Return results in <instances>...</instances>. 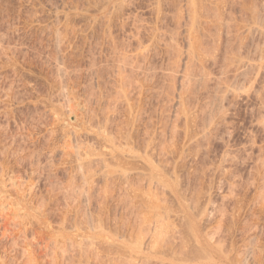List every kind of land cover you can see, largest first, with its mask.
I'll return each instance as SVG.
<instances>
[{
  "label": "rangeland",
  "instance_id": "obj_1",
  "mask_svg": "<svg viewBox=\"0 0 264 264\" xmlns=\"http://www.w3.org/2000/svg\"><path fill=\"white\" fill-rule=\"evenodd\" d=\"M106 1L0 0V264H161L132 249L150 151L178 178L189 204L208 213L202 228L233 264H264V65L256 79L247 71L250 88L248 77L223 70L219 55L205 64L212 79L188 88L181 57L171 92L163 46L175 38L186 48V17L175 21L179 0ZM255 3L263 27L264 0ZM260 29L243 32V57H262ZM152 34L161 42L152 45ZM227 81L236 93H223ZM217 102L218 125L207 134ZM80 161L90 165L88 186ZM157 191L169 220L181 223L173 193L162 185ZM147 234L142 230V240Z\"/></svg>",
  "mask_w": 264,
  "mask_h": 264
},
{
  "label": "bare ground",
  "instance_id": "obj_2",
  "mask_svg": "<svg viewBox=\"0 0 264 264\" xmlns=\"http://www.w3.org/2000/svg\"><path fill=\"white\" fill-rule=\"evenodd\" d=\"M176 1L178 2V0H176ZM106 2H108V0ZM123 2L121 0V3H123ZM111 4H114V3H111ZM159 4H161V3H158L157 4V8H156L157 10L155 9L156 10L155 12H158V14L160 13V9H161V8H159L160 7ZM178 4H177V6H179V7H176V4L174 5L175 8H177V9L174 10V12H176V15L175 14H173V15L176 16V18L174 16V18L176 19V20L175 19L174 20L175 21H178V22H180L179 20L181 18L183 19L184 16L186 17L185 19L187 20V25H186L187 27L185 29V38H184L185 41H186V48L185 49L180 48L179 45L177 44V42H175V40H174L175 38L172 39V38L169 37L170 38L169 41L167 39V42L164 43V46L163 47H165L167 56H169V58H170V59H168L169 60L168 63L166 61V63L168 64L167 68H169V70L165 67L169 71V73L166 74L167 78L169 79V81L167 83V85H168L167 88H170L171 87L172 80L176 76V75L173 76L174 74H173L172 70H174V68H177V67H178V69H180L179 68L180 65H178V64H179V62H181L180 61V58L181 57L182 58L185 57V60L186 61L185 60L183 61V63H185L184 64L185 67H183V69H182V71H183L182 72V78L183 79L181 78L180 81L183 83V85L185 84V86L186 87L188 86V88H189V86L191 87V85H193L195 87V85H197V84L198 85H206L207 84V81L211 77L209 78V71H207L208 69H206L207 66H205V64H206V62H209V61H211L212 63L213 62H216L217 61L216 59H217V57L219 55H220V60L219 61L222 63V65H224L226 67V68H223L224 67L223 66L221 68H223V70L226 69L225 71H227L228 68L232 67L234 69V71H233V73H234L233 74V79H238L240 77L243 78V76L248 77L247 79H249V80H247V84H248V86L250 88H252L253 87L252 84L254 83V81H253L254 77L256 79V76L258 74L257 72H260L261 67L264 65V54H263V52H264V37H263V43H262V47L263 48L261 47V49H263L262 50L263 52L261 51L262 54H259V55H262V57L259 58L258 61L255 60V59L254 60L253 59H249V58H251V57L248 58L249 55L246 56L247 58L245 56L243 57L242 54H241V49L243 48V45L245 43L244 42V39L245 38H243V32H245L247 34H250V33H253L255 31H257L258 29H260L259 27L262 26V25L259 24L261 22L258 21V17L260 15H258L259 14L258 13L259 8L258 9L256 8L257 5L255 3V0H183L182 3H181V0H179ZM119 5L121 6V4H119ZM102 7H103V5H102ZM104 9H105V7H104ZM235 13H238L237 15L239 17L236 18ZM177 24H179V23H177ZM258 24L260 25L259 27H258ZM263 27H261V29H260L262 31V34H264V28ZM261 31H260V33H261ZM158 32H156V33H158ZM222 32H225V34L227 35V38H225V40H223V38L221 37ZM164 33H165V31H164ZM152 35L154 36V34H152ZM228 35H229V37H228ZM155 37H156V35L154 36V38L151 37L152 40H153V42L151 40L152 45L153 44L154 45L158 44L159 41L161 40V37L159 39H157ZM164 41H165V39H164ZM142 46H143V44H142ZM142 53H143V50H142ZM162 54H163V52H162ZM140 55H142V54H140ZM126 58H127V55L126 54H125V56L123 55V59H121V60H123V62H121V63H125ZM54 62H56V61H54ZM119 63H117V64H119ZM126 63H127V61H126ZM221 63H219V64L221 65ZM132 64H133V62H132ZM119 66H121V65H119ZM128 66H129V64H128ZM55 68H57V65H56ZM61 70H62V68H61ZM120 70H121V68H120ZM223 70H220V71L223 72ZM248 70H250V71L255 70V72H254L255 75L253 74V76H254L253 79H252L251 76L249 77V75L247 73ZM65 71L66 70H64V73H66ZM160 71L161 70L159 69V72ZM220 71H219V73H220ZM57 72H59V71H57ZM117 73H118L117 75H120L121 71H119ZM225 73L226 72H224L222 74L225 75ZM245 73H247L246 74L247 76L245 75ZM249 73L251 74L252 72H249ZM121 76H122V73L120 75V79H121ZM123 78H126V77L124 76ZM215 78H214V80H215ZM219 78L218 79L216 78V79L219 80ZM231 80H230V82H231ZM120 82H121V80H120ZM150 82H151V80H150ZM162 82H163V80H162ZM220 82H222V81H220ZM227 82H226V84H227ZM217 83H215V84H217ZM119 85H121V83ZM159 85L160 84H158V86ZM223 85L224 84H222V86ZM194 87H192V89ZM223 87H224L223 88L224 89V92L222 91L223 93H225V92H231V91L236 93L235 87L233 88L232 83H229L228 82V84L225 85V86H223ZM198 88H199V86H198ZM220 88H222V87H220ZM170 89H171V92H172V88H170ZM223 89H220V90H223ZM233 89H234V91H233ZM238 89H239V87H238ZM186 90H187V88H186ZM240 90H242V89L240 88ZM61 92H63V91H61ZM122 93H123V91H122ZM167 93H168V91H167ZM218 93H216V94H217V97L219 98ZM233 94L234 93H232V95ZM119 95H120V93H119ZM166 95H168V94H166ZM169 95H170V93H169ZM223 95L221 93V97H223ZM121 97H123V96L121 95ZM219 99H221V98H219ZM220 101H223V100L222 99L219 100V103H221ZM219 103L217 102V104H216L217 105V109L218 108H221L223 106V105H220ZM221 104H223V103H221ZM210 106H211V104H210ZM222 109H224V108H222ZM216 111L217 112H215V114H214V111H213V114L214 115L212 114V112L211 113L210 112H207V114L210 113L209 115H211V116H209V115L207 116L209 118L208 119L209 121L207 120L208 122H206V123H208V126H207L208 127V130H207L208 133L207 134H210L209 133V130L212 131L213 130V127L215 128V126L218 125V123H217V119L218 118L217 117H219V115H220L219 114L220 109H218ZM223 116L221 115L222 118H223ZM202 134L204 136H207L206 135V131H204ZM170 138H172V137H170ZM204 138H206V137H204ZM189 139H190V137H189ZM146 140H149V139H146ZM127 145H128V143H127ZM148 145H150V144L148 143ZM154 145L156 146V144H154ZM120 146L122 148V145H120ZM128 146H130V145H128ZM161 146H160V148H162ZM170 148L171 147H169V151H170ZM77 151L79 152V149ZM77 151H76V153H77ZM87 151H86V153H88ZM166 151H168V150H166ZM89 152H90V150H89ZM150 152H152V151H150ZM150 152H148L147 154L145 153L146 156L144 158V160L146 161L148 170L150 172V173L147 172L149 174H147V176H146L148 178V185L149 186H148V189H143L142 188V194H141L142 196L140 195V198H142L141 199V201H142V203H141L142 204V211L139 210L140 211L139 217H141V215H142V217H141V220H140L139 225H138V227H139L138 228V233L139 234H137V237L140 238V239L137 238V240L135 241L136 243H133L134 245L132 244L134 246L132 248L133 251L135 253H137L138 255H140V257L138 256L139 258H142L144 260L149 259L150 257L152 259L155 258V260L158 261L161 264L162 263H166V264L167 263H169V264H233L229 253H227L226 251H224V249L219 244H217V242L213 241L212 236L210 237V235L208 234V232L206 230H203V228H202V224L201 223H202V221L204 219H206V215L208 216V213L206 214V212H205L204 209L203 210H200V211H197L199 209L196 210L192 205L189 204V202L187 201V198L181 193V191L178 188V185H179L178 178L177 177H174L173 175H171V173L168 174L167 171H164V168H165V166L163 168V165L164 164L160 165L161 162L159 163L158 161H157L158 162V164H157L156 162H154V159H150L152 157L151 155H149L150 157L148 156V154ZM142 154H144V153H142ZM87 155L89 156V154H87ZM87 155L85 154V157L86 158L88 157ZM161 155H162V153H161ZM161 155H159V156H161ZM179 155H181V153ZM223 155H225V154H223ZM226 156H228V154ZM142 158H143V156H142ZM86 161H88V162H86ZM86 161L85 162L89 164V161H90L89 157H88V160H86ZM100 161H102V160L100 159ZM78 164H80L79 165V167H80L79 172L87 173L89 171V170H87V168L88 167L90 168V165L87 166L88 164L85 165L84 162H82V161H80V163H78ZM102 164H103V162H101V165ZM84 165L87 166V167L83 168ZM103 165L102 166L99 165V166L100 167H103ZM104 166L105 167L106 166L109 167L106 164ZM105 167H103V168L105 169ZM82 168L85 169L86 171L85 170L82 171L83 170ZM109 168H111V169L110 170H107L108 169L107 168L105 170H106V172L108 171V173H110V175L112 176L114 174V170H113L112 167H109ZM111 170H113V171H111ZM90 171H91V169H90ZM99 171H101V170L99 169ZM122 171L120 170L121 173H122ZM111 172H113V173H111ZM103 173L102 174L97 173V174L100 175V179H101V177L103 178L102 175H104V179H106V176L105 175H107V177L110 176V175H108V173L107 174H103ZM90 174H88L87 176H86V174L85 175L82 174L84 177H82V175H81V177H82L81 179H84V184L85 185H87L90 181H92V177H91ZM124 174L126 175L127 173H124ZM120 175L121 174H119V176ZM122 177L124 178L125 176L122 175ZM124 179H127V178H124ZM159 185H162L164 187H168L169 191H171V193H173V195L175 196V198H176V200L178 202V205H179V209L178 210H180V212H178V214L177 215L175 214V215H176V217H178V216L181 217V221L182 222L179 221L181 223L175 225L174 222H173V220L172 221L169 220V216H170L169 214H171V213L169 212L170 210H168V207L166 205H164V204L161 203L163 201V200L162 201L160 200L162 196L160 197V194L157 191V187ZM91 187H88V188H91ZM131 188H133V187L131 186ZM160 188H163V187L160 186ZM89 190H91V189H89ZM106 190H107V187L105 188V190L103 192H106ZM128 190H130V189H128ZM86 191H88V190H85V191L84 190H81L80 193H79L80 196H82L83 198L87 197L88 195L86 196V194H85ZM131 191L132 192L134 191V193L136 192L135 189L134 190H131ZM159 192L162 194L161 191H159ZM87 193H89V191ZM125 199H128V198H125ZM130 200H132V199H130ZM127 203L128 204L129 203L132 204L129 201V199H128V202ZM132 206L133 205H130L129 207H132ZM135 207L133 206V208H135ZM137 207H139V204H138ZM130 211H131V209H130ZM96 226H98V225H96ZM91 227H93V226H91ZM97 228H100V227H97ZM93 229H95V228H93ZM142 230L146 231L148 233L147 235H149L147 239L145 238L146 236L144 237L146 240H144V239L142 240ZM100 231H102V229ZM102 235H105L106 237H109V234L108 233H105V232ZM88 250H90V249H87V251ZM81 252L83 253L84 251H81ZM90 253H92V252H90ZM62 254H64V253H62ZM146 256H149V257L146 258ZM242 256H244V255H242ZM246 259H247V257H246ZM69 261H72V260H69ZM233 261H236V260H233ZM238 261L239 260L237 258V262ZM240 261L242 262L243 260H240ZM240 261L237 264H243V263H240ZM246 261H248V260H246ZM73 263H70V264H73Z\"/></svg>",
  "mask_w": 264,
  "mask_h": 264
}]
</instances>
